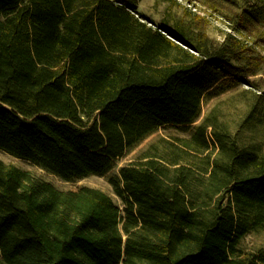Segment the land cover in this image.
I'll return each instance as SVG.
<instances>
[{
  "label": "trees",
  "instance_id": "trees-1",
  "mask_svg": "<svg viewBox=\"0 0 264 264\" xmlns=\"http://www.w3.org/2000/svg\"><path fill=\"white\" fill-rule=\"evenodd\" d=\"M138 1L0 0V149L72 182L161 127H194L191 143L217 155L153 145L108 176L119 203L0 160V264H264L241 247L264 230V141L211 116L194 126L206 97L261 87L249 77L264 74V0H203L225 8L222 41Z\"/></svg>",
  "mask_w": 264,
  "mask_h": 264
},
{
  "label": "rangeland",
  "instance_id": "rangeland-1",
  "mask_svg": "<svg viewBox=\"0 0 264 264\" xmlns=\"http://www.w3.org/2000/svg\"><path fill=\"white\" fill-rule=\"evenodd\" d=\"M138 9L152 17L157 23L167 25L173 30L180 27L186 34L190 33L188 30L191 27L194 28L198 21L204 27L205 32L218 41H222L224 32L230 30L224 13L225 8L220 5L211 8L203 0H139ZM249 78H259L258 84L261 87H252L241 82L239 85L228 88L217 95L206 97L202 102V110L194 126L206 116H211L217 123L227 124L231 131L238 129L241 141L244 143L264 141V123L256 120L254 110L250 111L252 100H249L257 96L255 92L264 96V74L259 73ZM259 98L264 105L262 97ZM193 129L194 127L189 131H181L175 127H161L121 157L109 173L102 176H86L74 182L62 180L34 163L11 155L2 149H0V160L28 170L34 176L47 180L60 189L74 190L84 185L99 188L110 194L113 200L119 203L118 198L112 192L108 176L117 172L119 166L136 161L144 151L153 145L161 148L166 144H172L175 147L188 145L186 148L190 149L193 156L198 160L208 155L209 158L215 157L217 149L213 147V144L207 149H202L191 143ZM209 130H211L210 127ZM241 247L252 252L264 249V230L247 234L241 242Z\"/></svg>",
  "mask_w": 264,
  "mask_h": 264
}]
</instances>
